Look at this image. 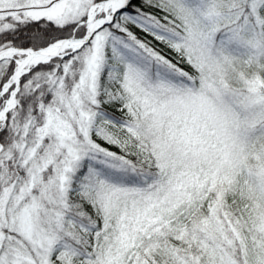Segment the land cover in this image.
I'll return each mask as SVG.
<instances>
[{"label":"snow or ice","instance_id":"6c2138e0","mask_svg":"<svg viewBox=\"0 0 264 264\" xmlns=\"http://www.w3.org/2000/svg\"><path fill=\"white\" fill-rule=\"evenodd\" d=\"M0 264H264V0H0Z\"/></svg>","mask_w":264,"mask_h":264}]
</instances>
